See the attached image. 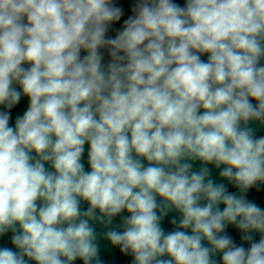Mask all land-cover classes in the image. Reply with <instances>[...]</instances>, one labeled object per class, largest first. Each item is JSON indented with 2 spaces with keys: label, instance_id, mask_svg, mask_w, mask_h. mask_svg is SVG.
<instances>
[{
  "label": "clouds",
  "instance_id": "obj_1",
  "mask_svg": "<svg viewBox=\"0 0 264 264\" xmlns=\"http://www.w3.org/2000/svg\"><path fill=\"white\" fill-rule=\"evenodd\" d=\"M131 11L0 0V264H103L96 224L133 264H264V0Z\"/></svg>",
  "mask_w": 264,
  "mask_h": 264
},
{
  "label": "water",
  "instance_id": "obj_2",
  "mask_svg": "<svg viewBox=\"0 0 264 264\" xmlns=\"http://www.w3.org/2000/svg\"><path fill=\"white\" fill-rule=\"evenodd\" d=\"M175 2L183 5L185 0H175ZM115 3L117 4V6H120L123 8L124 15L121 18V21L119 23H115L110 27V30L107 33V36L109 37H114L116 33L121 29L123 21L127 19L129 15L132 14L131 10L135 3V0H115ZM102 51L104 52L105 62H107L109 59L107 56V52L106 50H102ZM204 58L206 59V57ZM262 63H264V61H262ZM27 104H28L27 98L22 97L20 104L12 110V120L10 121V124H14V120L17 115L23 114V112L27 108ZM250 126L256 130L255 134L257 137L264 136V125H261L258 122H254L250 124ZM83 160L85 163V168L87 169L88 167L87 165V145H85V154H84ZM200 166L201 164L199 161H196L193 163L194 170H198ZM208 167L212 169V177L216 179L217 182H220V178L218 176L219 170L215 169L214 166L212 165H209ZM224 182L227 184L226 181ZM228 187L230 191H233V192L237 191V189L233 187L232 185H228ZM246 198L250 201L255 202L258 206L264 209V185H258L257 187L249 189V191L246 193ZM81 207L82 209H86L88 205L86 202H82ZM121 215L124 216V215H127V213L125 212V213H122ZM173 216H175L177 220L179 219L178 213H175V212L170 213L169 216L165 218V220L163 221V227L165 231L173 230V226L170 224V220ZM120 224H121V217H117L113 221V225L110 227L115 228L119 226ZM94 227L98 234L97 243L99 245V258L103 262V264H133V257L130 254L125 255L121 253L118 247L113 246L106 238H104L103 234L105 231L108 230L107 228L99 224L94 225ZM226 232L233 238L234 242L237 245L243 244V246L246 249L250 247V242L243 241L241 239L243 234L238 229H236L234 226L229 225L228 228L226 229ZM11 235H12L11 233H8L4 236H0V248L9 247L15 250L13 245L11 244ZM251 235L253 236L254 242H258L261 238V234L257 232H253L251 233ZM205 244H206V241H205ZM215 259L217 260V264H220L219 254H217ZM29 264H34V262L29 261ZM73 264H83V261L77 259L76 261L73 262Z\"/></svg>",
  "mask_w": 264,
  "mask_h": 264
}]
</instances>
